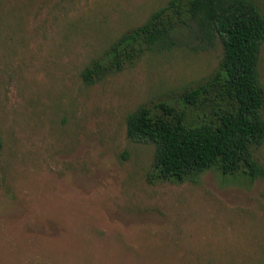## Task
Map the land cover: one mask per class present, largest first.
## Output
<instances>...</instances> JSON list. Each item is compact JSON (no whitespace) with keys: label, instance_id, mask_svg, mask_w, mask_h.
<instances>
[{"label":"rangeland","instance_id":"1","mask_svg":"<svg viewBox=\"0 0 264 264\" xmlns=\"http://www.w3.org/2000/svg\"><path fill=\"white\" fill-rule=\"evenodd\" d=\"M169 1L0 0V264H264V178L164 181L155 146L127 136L139 107H179L221 46L84 80ZM258 72L264 85V42Z\"/></svg>","mask_w":264,"mask_h":264},{"label":"trees","instance_id":"2","mask_svg":"<svg viewBox=\"0 0 264 264\" xmlns=\"http://www.w3.org/2000/svg\"><path fill=\"white\" fill-rule=\"evenodd\" d=\"M263 42L264 14L255 0H171L124 33L83 77L92 85L136 65L147 53L178 47L201 52L220 45L217 69L179 107H139L127 117V136L155 146V178L195 181L215 169L254 182L264 178V164L255 157L264 145V85L258 72Z\"/></svg>","mask_w":264,"mask_h":264}]
</instances>
